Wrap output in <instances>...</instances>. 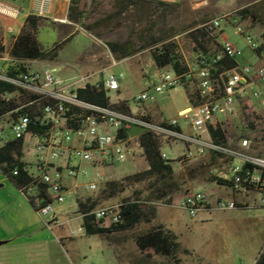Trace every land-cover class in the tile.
Listing matches in <instances>:
<instances>
[{
  "label": "rangeland",
  "instance_id": "obj_1",
  "mask_svg": "<svg viewBox=\"0 0 264 264\" xmlns=\"http://www.w3.org/2000/svg\"><path fill=\"white\" fill-rule=\"evenodd\" d=\"M75 1L83 11L79 24L67 19L70 3L53 1L57 10L53 8L51 14L46 15L47 22L38 31V41L44 49H50L74 35L60 50H56L54 59L45 61L49 63L46 65L56 69L55 77L68 83L78 74L95 73L98 71L95 62L102 61L105 67L110 64V60L105 58L109 51L117 64L102 75H96L93 81L102 80L107 73L121 76L118 93L108 94L112 103L126 101L132 114L149 112L151 116L147 117L157 124L177 120L182 134L209 141L210 136L205 128H192L184 120L178 119V112L189 105L187 92L195 93L193 83L187 82L183 87L158 95L152 104L140 105L135 102L145 83L156 80L158 76L150 58V48L159 38L173 37L183 60L192 66L198 50L191 33L199 25L222 14L238 18L261 42L264 39V0H151L174 4L168 13L167 25L163 24L159 15L147 11L146 7L144 11L124 9L119 6L118 0ZM245 9L249 13L241 15L240 12ZM2 33L0 31V35ZM221 33V39L226 38L238 50L236 61L239 65L259 64L257 56L240 36L234 34L231 25H224L216 38ZM218 42L217 39L207 44L206 51H217ZM112 44L128 49H137L138 44H142L144 49L122 58L120 53L110 49ZM144 71L150 74L145 77ZM245 110L248 117L257 122L259 134L264 132V105L254 102ZM235 135L233 129L228 134L229 137ZM191 150L192 157L184 159L188 151L183 142L162 144L161 152L172 166L177 188L167 192L164 198L171 199L170 205L161 201L141 207L145 211L154 209L153 215H148L151 218L150 226L167 225L177 234L181 245L177 262L161 257L147 260L134 255L132 236L148 228L145 222L131 230L113 233L108 240L99 235H87L73 196L66 197L62 204L52 203V214L42 215L0 173V264H252L264 244V208L249 203L250 207L245 210H213L190 217L180 207L183 198L195 193L213 194L216 185L207 180L209 171L226 164V160L216 158L209 165V154L200 156L195 148ZM146 168L142 150L135 146L134 159L115 163L106 169V173L114 181H119ZM86 169L89 175L81 178L79 184L93 179L91 170ZM131 193L132 190L128 189L121 196L97 207L121 203ZM83 195L95 197L98 192Z\"/></svg>",
  "mask_w": 264,
  "mask_h": 264
},
{
  "label": "built area",
  "instance_id": "obj_2",
  "mask_svg": "<svg viewBox=\"0 0 264 264\" xmlns=\"http://www.w3.org/2000/svg\"><path fill=\"white\" fill-rule=\"evenodd\" d=\"M53 1L70 3L72 0H40L36 13L50 15ZM0 14L16 17L20 9L0 3ZM224 25L232 26L234 34L257 56L258 65L236 62L239 53L236 47L226 38L219 40L222 33L216 38ZM196 29L207 39H218V50L206 55L199 52L192 66L185 62L187 69L181 74L157 70L156 80L145 83L134 100L140 105L152 104L158 95L183 87L187 82L193 83L198 104L178 113V119L207 132L209 126H219L226 138L225 145L216 144L211 138L203 141L197 136L182 134L177 120L157 124L145 113L134 115L126 101L112 103L108 94L118 93L121 76L107 73L102 80L93 81L96 75L117 64L109 51L105 57L110 60L108 66L95 73L78 74L65 83L55 77V68L41 65V61L13 59L11 45L3 32L0 83L12 87V91L0 92V148L19 143L21 168L3 164L0 173L6 179L20 172L25 174L29 183L18 191L40 214L49 216L52 203L62 204L68 196L83 200V193H99L108 182L114 181L106 169L134 159L135 146L140 147L138 136L126 135L135 127L157 137L161 147L174 141L183 142L188 151L184 159L191 158V148H195L200 156L209 154L226 160L222 168L209 171L218 188L215 193H195L183 198L180 207L190 217L213 210H245L250 207L249 203L264 208V132L259 134L257 122L245 110L254 102L264 105V39L256 40L230 14L212 18ZM226 59L234 60L235 65L215 75L216 65ZM149 74L144 71L145 77ZM89 87L101 88L108 106L81 101L79 92ZM232 129L236 135L229 137ZM161 158L166 160L162 152ZM86 168L93 173V179L79 184L81 178L89 175ZM121 207V203H116L95 208L90 213L94 226L104 230L119 226ZM252 264H257V259Z\"/></svg>",
  "mask_w": 264,
  "mask_h": 264
},
{
  "label": "trees",
  "instance_id": "obj_3",
  "mask_svg": "<svg viewBox=\"0 0 264 264\" xmlns=\"http://www.w3.org/2000/svg\"><path fill=\"white\" fill-rule=\"evenodd\" d=\"M118 1L119 6L121 5V8L124 9L134 8L144 11L147 8V11L154 15H159L164 25L169 23L168 13L174 5L151 0ZM248 13L249 10L247 9L240 12L241 15ZM82 15L83 11L79 9V3L72 0L68 7L67 19L73 24H79ZM254 15L257 16L255 12ZM43 21V17L33 13L26 17L20 33L15 38L10 49V56L13 59L17 61L52 60L56 57V50H60L64 43L68 42L74 36L70 35L55 44L52 48L44 49L37 40V34ZM191 37L198 50V54L200 52L206 55L208 53L205 48L206 45L215 41L212 38L207 39L205 34L199 29H195L191 33ZM157 41L150 48V58L154 68L156 70H170L176 74L185 72L187 69L185 61L179 53L178 45L173 40V37H163L157 39ZM110 49L115 53H120L122 58H126L134 55L140 49L143 50L144 46L138 44L137 49L133 47L128 49L126 46L112 44L110 45ZM234 65V60L226 59L216 65V72L214 74L217 75L223 69L232 68ZM2 91H12V87L0 83V92ZM78 97L81 101L92 105L100 107L108 106V100L101 88L89 87L86 91L79 92ZM187 97L191 105L196 106L198 104L195 93L187 92ZM123 108L125 109V107ZM208 133L212 141L216 144H226V138L219 126L215 128L209 126ZM127 134L138 135L139 146L142 150V156L147 164V168L142 172L126 176L119 181L108 182L95 197H86L83 200L76 201L77 214L82 218L83 229L87 235H99L108 240L109 235L131 230L141 222L149 225L151 224V218L148 215L152 216L154 209L145 211L141 208L143 205L161 201H164L168 205L171 204V199L164 200V198L168 195L167 192L173 188H177V182L175 181L170 162L161 158L160 140L150 132L135 127L129 130ZM20 155L19 143L12 142L0 148V169H2L3 164H6L8 168L15 166L21 168L18 164ZM215 159V155H211L209 165H212ZM7 180L18 190L29 183V179L22 172L16 177L7 178ZM207 180L211 183L215 182V179L210 175H208ZM128 189H131L132 193L121 202L122 223L110 230L95 227L92 222V216L90 215L94 208L103 202L121 196ZM42 195H45L43 189ZM29 204L32 206L31 203ZM132 237L135 247L143 258L151 260L155 257H161L177 262L176 257L181 252V245L177 236L167 230L163 225H149L145 231L137 232ZM257 264H264V250L259 252Z\"/></svg>",
  "mask_w": 264,
  "mask_h": 264
},
{
  "label": "crops",
  "instance_id": "obj_4",
  "mask_svg": "<svg viewBox=\"0 0 264 264\" xmlns=\"http://www.w3.org/2000/svg\"><path fill=\"white\" fill-rule=\"evenodd\" d=\"M0 3L6 4V5H12V6L17 7L18 9H20V15H18L16 17H11V16L0 14V31L4 32L6 34V38L8 40V44H10L12 46L15 38L20 33V30H21V28L23 26V23H24V20L26 19V17L29 14H31V13L39 15L38 13H36V8L38 7V5L40 3V0H23V1H21V0H11V2H8L6 0H0ZM52 7L55 9V11L57 10L56 9L57 8L56 4L53 5V3H52ZM39 16L44 18V21L42 22L41 26L45 25L46 22H47V17L45 15H39ZM221 36L222 35H220L219 40H222ZM37 40H38V34H37ZM41 62H42L41 65L49 64V63H46L45 61H41ZM97 66H98V70L99 69L101 70V69H103L105 67V65L103 64L102 61L99 62V64ZM191 106L192 105L189 103V105L187 107L181 109L178 113H180V112H182L184 110H187ZM145 114L151 116V114L149 112H145ZM134 136H136V135H132V137H134ZM0 187H2V186H0ZM217 190H218V188L216 187V190H214L213 192L215 193ZM93 196L94 195H83L84 198L93 197ZM247 201H248V199H245V202H247ZM164 227L167 230L171 231L175 236H177V234L175 232H173V230L171 228H168L167 225H165ZM177 238H178V236H177ZM133 246H134V248H133L134 249V251H133L134 255L136 257L142 258V256L138 252L137 248L135 247V244H133Z\"/></svg>",
  "mask_w": 264,
  "mask_h": 264
}]
</instances>
